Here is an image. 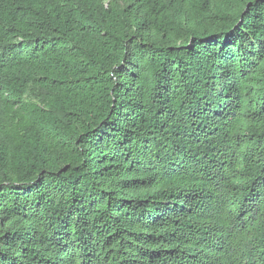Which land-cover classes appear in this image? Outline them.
<instances>
[{
    "label": "trees",
    "instance_id": "trees-1",
    "mask_svg": "<svg viewBox=\"0 0 264 264\" xmlns=\"http://www.w3.org/2000/svg\"><path fill=\"white\" fill-rule=\"evenodd\" d=\"M0 264H264V0H0Z\"/></svg>",
    "mask_w": 264,
    "mask_h": 264
},
{
    "label": "rangeland",
    "instance_id": "rangeland-1",
    "mask_svg": "<svg viewBox=\"0 0 264 264\" xmlns=\"http://www.w3.org/2000/svg\"><path fill=\"white\" fill-rule=\"evenodd\" d=\"M21 124V121L19 119H13L12 120V129L13 131H16Z\"/></svg>",
    "mask_w": 264,
    "mask_h": 264
}]
</instances>
